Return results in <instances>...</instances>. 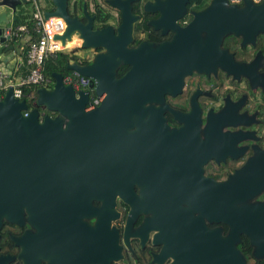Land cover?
Masks as SVG:
<instances>
[{
  "label": "flooded vegetation",
  "instance_id": "1",
  "mask_svg": "<svg viewBox=\"0 0 264 264\" xmlns=\"http://www.w3.org/2000/svg\"><path fill=\"white\" fill-rule=\"evenodd\" d=\"M109 1L68 0L67 12L82 25L88 22L86 13L93 18L92 30L111 27L117 34L121 13ZM211 2L130 3L136 19L127 49L173 43L167 53L154 55L168 67V83L153 75L154 93L146 105L163 110L168 130L153 129L152 136L134 138V176L140 183L133 185L136 199L130 196L125 202L117 196L112 218L103 205L108 195L97 194L99 199L90 201L95 210H89L85 198L77 199L81 191L69 186L63 194L60 188L49 193L38 181L29 197L23 184L12 185L6 195L0 194V264H173L169 208L179 211L188 205L197 216L203 193L195 183L200 179L225 182L246 167L238 180L248 183V162L264 163V31L253 40L223 32L215 49L208 38L211 23L201 16ZM92 51L95 56L104 49ZM122 66L126 70L118 76ZM130 68L121 65L116 77ZM39 112L40 118L57 116ZM189 114L191 123H184ZM165 186L175 194L168 197ZM262 200L264 193L253 201ZM207 226L227 232L220 223Z\"/></svg>",
  "mask_w": 264,
  "mask_h": 264
},
{
  "label": "water",
  "instance_id": "2",
  "mask_svg": "<svg viewBox=\"0 0 264 264\" xmlns=\"http://www.w3.org/2000/svg\"><path fill=\"white\" fill-rule=\"evenodd\" d=\"M132 1H109L110 6L120 11L122 19L114 34L111 27L92 30L93 18L86 13V25L70 17L68 0H51L54 9L46 11L44 17H61L65 21L64 34L56 37L63 45L78 34L81 49L102 48L104 51L95 54L88 65L76 62L66 65L68 71L92 80L88 91L75 92L71 86L63 84V75L58 73L50 75L53 80L50 90L37 89L36 102L31 109L25 100L13 96L12 89L6 91L0 100V194L6 195L12 185L23 184L31 197L38 188V181L46 185L45 191L49 193L60 188L63 194V189L69 186L73 191H81L82 197L77 195V199L85 198L89 210H95L91 200L99 199L98 195H108V203L102 202L112 218L116 216L113 206L117 196L125 202L130 196L136 199L133 185L140 183L134 176V138L152 136L153 129L156 132L168 130L163 110L146 105L154 93L152 76L167 82L168 67L155 60L154 55L167 53L173 43L160 46L143 43L134 50L127 49L136 19L131 14ZM27 2L0 0V8L15 13L19 5ZM201 16L206 24L211 23L210 29L207 28L208 38L214 41L215 49L223 32L233 31L253 40L258 32L264 31V2L254 5L251 0H244L242 7H238L229 5L227 0H212ZM2 23L7 24L4 12L0 13V66L11 75L17 57L12 53L14 46L4 44ZM123 64L131 68L119 79L117 70ZM161 87L163 85L159 92ZM91 90L103 100L86 110ZM40 110L57 113V116L40 118ZM188 116L183 118L184 123L188 120L191 123V114ZM209 118L208 126L211 125ZM248 163L252 164L248 165V183L238 180L246 167L225 182L200 179L195 183L200 184L197 189L203 193L197 216L188 205L179 211L169 208L173 264H248L237 247L242 236L249 240L252 258L264 260V200L253 201L264 193V163L258 160ZM164 190L168 197L175 194L166 186ZM144 192L141 187L140 194ZM72 198L75 200L76 196ZM207 223L225 225L226 234L221 227L211 229Z\"/></svg>",
  "mask_w": 264,
  "mask_h": 264
},
{
  "label": "built area",
  "instance_id": "3",
  "mask_svg": "<svg viewBox=\"0 0 264 264\" xmlns=\"http://www.w3.org/2000/svg\"><path fill=\"white\" fill-rule=\"evenodd\" d=\"M34 6L31 12L30 24H21L16 27H10L3 32L5 42H15L22 44V60L17 59L15 70L11 75H8L3 66H0V100L3 99L6 91L12 89L13 96L18 100L23 98L36 102L32 92L40 88L49 89L53 84L52 78L45 75V63L49 59H56L58 54H73L80 48L81 39L73 35L70 41H65L63 45L61 40L56 37H61L66 29L65 21L61 17L45 18L44 13L38 3V0H27ZM230 5H243L244 0H227ZM255 4L264 2V0H251ZM79 40L80 44L70 46L72 41ZM24 47V48H23ZM13 55L15 51L12 50ZM21 55V54H20ZM24 60L27 69L26 74H19L16 71L21 67ZM1 63V62H0ZM68 63H72L70 60ZM82 63L80 65H84ZM63 84L69 85L75 92L88 91L90 84L89 78L81 77L77 72L70 73L63 77ZM24 88H31L32 91L27 94L23 93ZM90 91V103L86 110L93 109L100 102V98L96 97ZM27 112H24V116Z\"/></svg>",
  "mask_w": 264,
  "mask_h": 264
},
{
  "label": "trees",
  "instance_id": "4",
  "mask_svg": "<svg viewBox=\"0 0 264 264\" xmlns=\"http://www.w3.org/2000/svg\"><path fill=\"white\" fill-rule=\"evenodd\" d=\"M22 5V4H21ZM108 16L105 17L104 20H107ZM30 19H31V12L30 13H25L23 10H19L17 12V16H15V20L13 22V27H16L21 24H30ZM70 56L67 54H58L56 59H49L45 63V75L47 77H50L52 73H58L64 76L68 75L70 71L66 69V65L68 61L70 60ZM72 59V58H71ZM126 70L125 66H122L118 70V76H120L124 71ZM53 81V80H52ZM53 84L49 87L51 89ZM32 91L31 88H24L23 93L27 94L28 92ZM37 90L32 92V96L34 99L37 98ZM23 100L26 101L28 107L31 109L33 104L31 101H29L26 98H23ZM226 230V229H225ZM240 252L245 256L246 260L250 264H264V260L262 261H256L252 258L251 252H252V247L249 245V240L247 237L242 236L241 237V243L237 246Z\"/></svg>",
  "mask_w": 264,
  "mask_h": 264
},
{
  "label": "rangeland",
  "instance_id": "5",
  "mask_svg": "<svg viewBox=\"0 0 264 264\" xmlns=\"http://www.w3.org/2000/svg\"><path fill=\"white\" fill-rule=\"evenodd\" d=\"M38 3L43 12L52 11L54 9V6L51 0H38ZM33 9H34L33 4L28 2L26 4L19 5L18 8L16 9V14L19 10H23L25 13H30L33 11ZM8 13L12 14L10 11H8ZM2 26H5V24L2 23ZM75 35L78 36V34H75ZM75 44H80L79 40L72 41L70 43V46H73ZM74 50H77V51L73 54H69V56L72 58V59L70 58V61L72 63L76 62V63L82 64V63H87V62L89 63L93 60L94 55H93L92 50H86V49H81V48H75ZM91 94H93V92H91Z\"/></svg>",
  "mask_w": 264,
  "mask_h": 264
},
{
  "label": "crops",
  "instance_id": "6",
  "mask_svg": "<svg viewBox=\"0 0 264 264\" xmlns=\"http://www.w3.org/2000/svg\"><path fill=\"white\" fill-rule=\"evenodd\" d=\"M8 11H10V10L6 9L5 7L4 8L2 7L0 9V13H2V12L6 13L7 24H5V26H2L4 28V31H6L8 28L13 26V22L15 20V16H17L16 12L12 13L10 11L12 14H9ZM4 44L7 45V46L13 45L14 46L13 51H15V53H14L15 56L17 57L18 60H22V51H21L22 50V44L21 43L5 42ZM17 50H18V52H17ZM0 62H1V58H0ZM27 72L28 71H27V69L25 67L24 60H23L21 67L16 71L15 74H17V76H18L19 74H26Z\"/></svg>",
  "mask_w": 264,
  "mask_h": 264
},
{
  "label": "clouds",
  "instance_id": "7",
  "mask_svg": "<svg viewBox=\"0 0 264 264\" xmlns=\"http://www.w3.org/2000/svg\"><path fill=\"white\" fill-rule=\"evenodd\" d=\"M252 2V1H251ZM253 3V2H252ZM261 3H263V2H261ZM261 3H259V4H261ZM254 5H259V4H255V3H253ZM234 6H238V5H234ZM238 7H242V5L241 6H238ZM48 90H50V89H48Z\"/></svg>",
  "mask_w": 264,
  "mask_h": 264
}]
</instances>
